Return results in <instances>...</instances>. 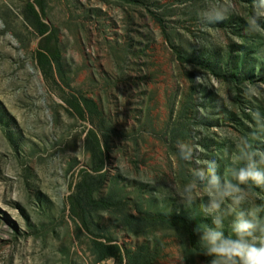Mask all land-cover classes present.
<instances>
[{"label":"rangeland","instance_id":"1","mask_svg":"<svg viewBox=\"0 0 264 264\" xmlns=\"http://www.w3.org/2000/svg\"><path fill=\"white\" fill-rule=\"evenodd\" d=\"M208 2L0 0V264H117L98 262L95 236L149 244L154 264H205L185 232L155 220L210 223L203 201L185 207L171 188L194 167L177 160V142L221 174L235 160L229 131L264 150L251 117L264 119V34H245L252 0L211 26L200 18ZM29 3L55 34L52 68L35 58ZM254 193L264 207V188ZM86 194L109 203L86 210L90 233Z\"/></svg>","mask_w":264,"mask_h":264},{"label":"clouds","instance_id":"2","mask_svg":"<svg viewBox=\"0 0 264 264\" xmlns=\"http://www.w3.org/2000/svg\"><path fill=\"white\" fill-rule=\"evenodd\" d=\"M233 15H240L238 0H209L200 18L211 26ZM244 20L245 34H264V0H252ZM251 117L264 129L260 111ZM228 138L235 160L223 174L216 160L201 164L194 145L177 142V160L192 161L194 167L188 182L171 188L185 207L203 201L199 212L210 223L197 225L193 233L205 264H264V207L256 204L254 193V188H264V150L256 148L249 135L229 131Z\"/></svg>","mask_w":264,"mask_h":264},{"label":"trees","instance_id":"3","mask_svg":"<svg viewBox=\"0 0 264 264\" xmlns=\"http://www.w3.org/2000/svg\"><path fill=\"white\" fill-rule=\"evenodd\" d=\"M27 15L33 18L41 37V41L36 50V60L39 64L43 66L47 64L51 68L54 64L58 65L59 60L61 59V54L54 38L55 34L50 30L48 25L42 21L41 15L32 3L27 5ZM92 151L95 154L94 150ZM81 200L85 204L83 207L85 212L82 211L80 218L84 223V228L90 233V223L86 218V210H103L108 208L109 203L105 199L94 198L92 194H86V197H82ZM136 218V216L127 214L123 219V223L128 226L131 232L138 233L136 228H133L138 222ZM155 220H160L175 230L185 232L190 242L189 244L192 245L194 250H200L197 243V237L193 233L195 226L188 216L160 214ZM144 221H146V219ZM91 242L98 262L115 259L117 264L155 263L156 256L150 249L149 244L137 246L135 248H127L119 245L112 238L105 236H95L91 239Z\"/></svg>","mask_w":264,"mask_h":264}]
</instances>
